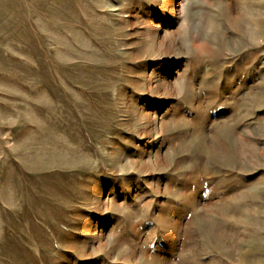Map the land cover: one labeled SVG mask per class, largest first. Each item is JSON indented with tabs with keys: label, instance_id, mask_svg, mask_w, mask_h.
<instances>
[{
	"label": "rangeland",
	"instance_id": "rangeland-1",
	"mask_svg": "<svg viewBox=\"0 0 264 264\" xmlns=\"http://www.w3.org/2000/svg\"><path fill=\"white\" fill-rule=\"evenodd\" d=\"M0 264H264V0H0Z\"/></svg>",
	"mask_w": 264,
	"mask_h": 264
}]
</instances>
